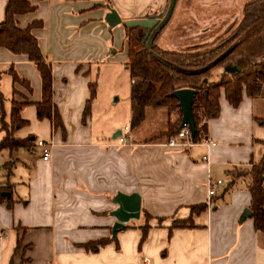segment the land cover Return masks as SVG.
Returning <instances> with one entry per match:
<instances>
[{
    "label": "crops",
    "instance_id": "crops-1",
    "mask_svg": "<svg viewBox=\"0 0 264 264\" xmlns=\"http://www.w3.org/2000/svg\"><path fill=\"white\" fill-rule=\"evenodd\" d=\"M30 1L36 9L15 19L21 28L35 20L43 22L32 32L51 66L52 102L61 125L54 127L50 119L37 117L41 78L35 63L0 47L6 112L12 99L24 103L20 116L26 123L14 136L51 145L46 161L36 143L30 149L0 152L6 153L1 167L12 162L9 176L0 174V264H143L145 257L149 264H264V230L256 229L251 217L240 220L250 204L246 182L229 175L262 158L264 97L243 93L233 106L221 94L219 114L208 120L204 138L183 148L157 138L167 127V116L158 133L132 127L128 143L119 145L113 138L117 127H111L110 136L94 120L95 97L84 117L89 83L95 81L93 65L102 52L94 27L99 24L106 32V4L122 19L117 25L124 26L125 20L157 17L168 0ZM6 2L0 0V22ZM182 37L174 39L172 50L180 48L177 42ZM209 39L185 44L181 50L208 46ZM124 46L129 72L126 41ZM10 69L28 81L30 89L13 84ZM160 109L164 107H148L146 116ZM3 135L0 131V139ZM210 141L216 144L207 146ZM208 179L222 181L211 204ZM117 192L138 193L141 211L139 219L128 221L112 237L115 218L110 212L117 207L112 201ZM196 204L205 208L192 210ZM102 238L106 242L96 249L86 248L88 242Z\"/></svg>",
    "mask_w": 264,
    "mask_h": 264
},
{
    "label": "trees",
    "instance_id": "trees-1",
    "mask_svg": "<svg viewBox=\"0 0 264 264\" xmlns=\"http://www.w3.org/2000/svg\"><path fill=\"white\" fill-rule=\"evenodd\" d=\"M35 9L36 5L30 0H7L4 18L0 22V47L14 54L25 55L35 63L41 78V100L35 103L36 114L39 119H50L56 127L61 125V119L52 102L51 66L45 61L37 37L32 32L34 28L41 27L43 22L35 20L21 28L15 19L16 15ZM161 30L154 31L149 39V35L145 36L144 28L124 25L127 67L131 78V127H136L144 120L148 107L161 106L165 108L168 119L166 129L157 138L168 139L175 136L180 131L181 113L177 99L171 93L179 88H193L196 90L192 105L196 132L190 141L197 143L204 138L208 120L219 114L221 94L233 106L239 104L243 93L250 97H264V0H250L245 3L241 15L230 24L225 37L211 46H194L182 51L163 49L156 44ZM227 66H238L240 71L234 74L224 73L223 69ZM176 69L190 72L183 73ZM9 73L13 84L18 82L30 89L29 82L20 78L13 69ZM1 74L0 71V77ZM89 89L90 96L84 107V117L96 95V81L89 83ZM23 105L24 103L12 99L7 113L5 97L0 89V131L4 132L0 139V152H12L21 147L30 149L36 143L35 138L30 136L24 139L14 136L16 129L26 123L20 116ZM173 113L177 115L174 119L171 118ZM5 166L8 177L12 162ZM229 175L232 180L244 178L250 193L248 208L252 211L254 227L264 230V152L259 162L234 168L229 171ZM2 199L0 190V201ZM203 208L205 204L191 207L194 211H201ZM145 217L148 218L149 214L145 213ZM185 221L180 223L185 224ZM147 227L148 225L144 226V231ZM105 242L103 238L91 241L86 244V248L96 249L97 245ZM20 244L18 241L16 251Z\"/></svg>",
    "mask_w": 264,
    "mask_h": 264
},
{
    "label": "rangeland",
    "instance_id": "rangeland-1",
    "mask_svg": "<svg viewBox=\"0 0 264 264\" xmlns=\"http://www.w3.org/2000/svg\"><path fill=\"white\" fill-rule=\"evenodd\" d=\"M249 1L176 0L172 14L159 33L156 44L163 49L172 50L175 47L174 39L183 36V39L180 38L177 42L180 47L176 49L178 51H182L181 47L185 44H192L206 38H210L207 44L211 46L225 37L224 31L239 18L243 5ZM95 22L98 23L99 21L96 20ZM94 28L96 36L94 40L98 45L97 48H100L102 52L104 50L97 56V61L93 65L94 80L96 81V95L93 105L96 118L94 120L109 133L107 135L111 136V127L116 126V129H123L128 126L130 130L132 129L129 72L125 68L124 26L117 25L109 28L106 25V32L99 29V24ZM205 29L210 31L203 35ZM201 32L203 33L201 34ZM215 71L216 69L213 70V72ZM166 116L168 118L165 108L149 113L148 117L146 116L135 129L138 131L153 128L155 133H158L164 127ZM5 154L4 152L0 153V167L3 164L2 155ZM4 173H7L6 166L0 168V174Z\"/></svg>",
    "mask_w": 264,
    "mask_h": 264
},
{
    "label": "water",
    "instance_id": "water-1",
    "mask_svg": "<svg viewBox=\"0 0 264 264\" xmlns=\"http://www.w3.org/2000/svg\"><path fill=\"white\" fill-rule=\"evenodd\" d=\"M175 3L176 0H169L165 13H161L157 17L129 19L124 21V25L140 26L142 28H145L146 35H149V32H151L149 35V39H151L154 31H160L166 25L172 14ZM106 8L108 11L106 12L104 19L110 28L122 22V19L120 18L118 12L113 7L106 4ZM178 71H181L183 73L190 72L183 70ZM239 71L240 68L238 66H227L223 69L224 73L229 74H234L235 72ZM195 94L196 90L193 88H179L171 93V96L177 99V104L181 113L179 128L182 129L186 126L189 130L190 139H193L196 132L192 114V105ZM120 135L121 130L118 129L113 134V138H117ZM112 201L117 204V207L110 212V214L115 218V222L111 228V235L112 237H114L117 232L125 228L128 221L139 219L141 211V196L136 192L130 194L117 192L113 196ZM251 216L252 211L249 208H245L240 217V220L250 218Z\"/></svg>",
    "mask_w": 264,
    "mask_h": 264
},
{
    "label": "built area",
    "instance_id": "built-area-1",
    "mask_svg": "<svg viewBox=\"0 0 264 264\" xmlns=\"http://www.w3.org/2000/svg\"><path fill=\"white\" fill-rule=\"evenodd\" d=\"M129 128L128 126H125L122 131L121 135L117 137V141L119 145H125L128 143L129 139ZM167 146L170 147H181L191 145L190 141V134L189 130L185 126L184 128L180 129V131L175 135L171 136L166 141ZM216 142L210 141L207 143V146H213ZM36 145L40 148V155L41 159L46 161L49 160L51 157V145L44 142L43 140H37ZM202 159L207 161L208 157L207 155H203ZM222 183L220 179H217L215 181L208 179L207 181V202L208 204H211L212 197L216 195L218 186ZM143 264H149V259L147 257L143 258Z\"/></svg>",
    "mask_w": 264,
    "mask_h": 264
},
{
    "label": "flooded vegetation",
    "instance_id": "flooded-vegetation-1",
    "mask_svg": "<svg viewBox=\"0 0 264 264\" xmlns=\"http://www.w3.org/2000/svg\"><path fill=\"white\" fill-rule=\"evenodd\" d=\"M144 29H145V28H144ZM144 33H145V36H148V35H146V29H145V32H144ZM150 33H151V32H149V35H150Z\"/></svg>",
    "mask_w": 264,
    "mask_h": 264
}]
</instances>
